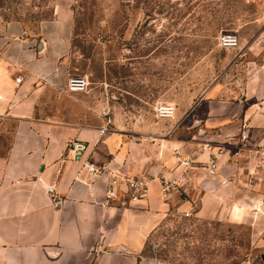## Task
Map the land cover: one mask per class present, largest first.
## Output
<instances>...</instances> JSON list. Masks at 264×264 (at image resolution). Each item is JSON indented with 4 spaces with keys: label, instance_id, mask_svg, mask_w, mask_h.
<instances>
[{
    "label": "crops",
    "instance_id": "obj_1",
    "mask_svg": "<svg viewBox=\"0 0 264 264\" xmlns=\"http://www.w3.org/2000/svg\"><path fill=\"white\" fill-rule=\"evenodd\" d=\"M253 29L251 22L238 28V48L220 46L235 54L202 94L204 116L193 122L198 131L148 142L101 131V124L84 118L80 91L66 89L73 34L69 6L58 3L33 29L0 14V264H199L145 256L144 243L169 206H191L179 193L170 199L161 195V176L180 170L173 147L202 161L188 169V187L202 190L197 211L202 215L229 189L233 215L239 217L238 191L244 190L239 183L248 184L244 178L256 170L264 175V57L257 48L260 34H248ZM74 137L87 144L80 160L66 148ZM204 140L217 153L220 176H209L202 165L208 153L197 146ZM85 162L144 176V194L133 198L118 191L106 198L109 169L92 175ZM222 175L230 181L221 183ZM48 184L51 193L45 191ZM261 185L256 180L251 186Z\"/></svg>",
    "mask_w": 264,
    "mask_h": 264
},
{
    "label": "rangeland",
    "instance_id": "obj_2",
    "mask_svg": "<svg viewBox=\"0 0 264 264\" xmlns=\"http://www.w3.org/2000/svg\"><path fill=\"white\" fill-rule=\"evenodd\" d=\"M58 3L73 12L69 75L89 80L77 97L86 105L84 118L130 139L155 142L165 134L189 137L198 131L193 122L204 116L202 94L235 54L218 45L219 33L232 30L241 39L238 28L251 22L248 34H260L257 48L264 57L263 0H0V14L33 29ZM157 102L173 103L175 116L157 117ZM244 179L239 217L233 215L236 202L229 189L211 202L206 215L197 212L199 187H188L189 180L188 190H174L191 206H169L160 214L146 235L143 255L172 262L264 264V187L251 186L256 180L264 184V175L256 170Z\"/></svg>",
    "mask_w": 264,
    "mask_h": 264
},
{
    "label": "built area",
    "instance_id": "obj_3",
    "mask_svg": "<svg viewBox=\"0 0 264 264\" xmlns=\"http://www.w3.org/2000/svg\"><path fill=\"white\" fill-rule=\"evenodd\" d=\"M264 3V0H263ZM217 43L219 46L226 48H238L240 45L238 34L232 30H226L217 36ZM243 54L240 52V55ZM22 77L20 75L15 77L16 82H20ZM89 80L84 74H71L68 75L65 87L70 91H85L88 87ZM154 114L159 118L172 119L175 116L176 108L171 102H157L153 105ZM106 127L100 128L104 131ZM244 138L245 135H242ZM67 150L72 152V157L75 160H80L87 148V144L83 139L74 137L66 142ZM200 152H207L208 159L202 164L206 169L209 176H220L216 152L211 149V144L208 140H204L197 146ZM264 153V149L260 151ZM172 154L175 157L176 166H180V170L172 176H161V195L162 197L169 196L174 190L183 188L188 181V169L202 162L197 160L194 153L184 152L181 147H173ZM87 172L92 175H99L105 170L109 169L110 179L108 187L105 191L106 198H113L118 194V191L131 192L132 197L136 198L144 194L147 180L144 176H137L135 174L118 173L114 169L106 168L105 165H95L92 162L83 163ZM230 181V177L222 175L220 178L221 183ZM45 191L51 193L53 191V184L45 186Z\"/></svg>",
    "mask_w": 264,
    "mask_h": 264
}]
</instances>
